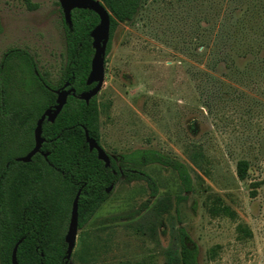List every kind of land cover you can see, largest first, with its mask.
I'll return each instance as SVG.
<instances>
[{
    "label": "rangeland",
    "instance_id": "374dc122",
    "mask_svg": "<svg viewBox=\"0 0 264 264\" xmlns=\"http://www.w3.org/2000/svg\"><path fill=\"white\" fill-rule=\"evenodd\" d=\"M64 40L59 0H0V58L25 48L56 84ZM108 45L99 142L119 166L131 164L123 153L159 150L185 162L192 183L186 190L176 170L148 162L139 167L155 180L152 194L122 172L77 228L69 263L179 264L181 226L199 264H264V0H142ZM33 92L37 105L50 99ZM32 141L5 149L20 153Z\"/></svg>",
    "mask_w": 264,
    "mask_h": 264
},
{
    "label": "trees",
    "instance_id": "16d2710c",
    "mask_svg": "<svg viewBox=\"0 0 264 264\" xmlns=\"http://www.w3.org/2000/svg\"><path fill=\"white\" fill-rule=\"evenodd\" d=\"M102 1L111 11V36L117 22L132 18L142 0ZM98 19V14L90 8L74 6L71 9L70 22L64 20L66 62L56 84L46 80L27 49L13 46L2 53L0 264H10L12 247L20 237L22 240L17 247L16 264H70L69 259L66 260L67 243L63 232L76 188H80L77 222V227H80L108 197V193L102 191L103 186L111 181L116 183L121 172L129 177L146 180L150 185V192L156 194L154 178L139 165L158 162L169 166L176 170L186 190L191 187L192 180L186 163L159 150L150 147L137 148L121 154L122 160L131 164L120 165V170L114 157L106 166L104 161L96 156V148H89L85 128L89 135L97 140L100 133L97 95L85 101L79 97L78 92L90 86L85 83L94 52L90 30ZM106 47L107 53L108 41ZM65 80H69V84L75 88V93L68 94L65 104L53 120L43 119L42 135L45 139L41 147L42 150L48 151L47 154L43 156L41 152H35L29 161L15 160L12 157L14 153L8 152L5 148L11 139L20 140L28 137L32 141L36 118L45 107L54 103L53 89L60 87ZM39 88L50 94L49 101L41 105H37L32 97L33 90ZM32 143L33 141L29 147ZM15 163L20 164L17 175L14 171ZM112 167L115 172L111 170ZM247 167L246 159L237 160V174L240 178L246 176ZM18 179L31 193L28 198L22 199L19 209L16 207L12 188ZM53 227H56V230L52 229ZM178 228L179 264H199L198 244L185 228L181 226ZM41 233L47 236H40Z\"/></svg>",
    "mask_w": 264,
    "mask_h": 264
},
{
    "label": "water",
    "instance_id": "95a60500",
    "mask_svg": "<svg viewBox=\"0 0 264 264\" xmlns=\"http://www.w3.org/2000/svg\"><path fill=\"white\" fill-rule=\"evenodd\" d=\"M60 8L63 12L64 19L70 22L71 9L74 6H80L81 8H90L95 11L99 16V21L91 28L90 36L92 37L91 46L94 48V52L91 58L90 70L85 77V83L90 84L94 82V86L90 89L82 90L78 92L79 97L88 101L93 95L97 94L101 88V82L105 74V56H106V42L110 36V12L103 6L104 4L100 0H59ZM61 87L55 89L56 100L53 106L46 107L43 112L39 113L36 118V124L34 126V145L25 154L18 156L17 159L27 161L31 159V155L40 149L41 143L44 141L42 135V123L43 119L53 120L57 113L61 110L62 106L67 100L69 93H75L73 86L65 88L68 81H64ZM85 137L88 142L89 148H96V156L104 161L107 166L110 162V157L105 152L104 147L93 136L89 135L88 130L85 128ZM48 151H43L42 154L46 155ZM113 184H110L105 189L109 188ZM80 188L76 189V193L73 197L71 204V211L69 221L67 222V231L65 233L66 247V260L71 257L73 248L75 246V240L77 235V222H78V199ZM22 237H20L13 245L11 250L10 264H16V252L17 247Z\"/></svg>",
    "mask_w": 264,
    "mask_h": 264
},
{
    "label": "flooded vegetation",
    "instance_id": "af4514ba",
    "mask_svg": "<svg viewBox=\"0 0 264 264\" xmlns=\"http://www.w3.org/2000/svg\"><path fill=\"white\" fill-rule=\"evenodd\" d=\"M102 3H103V1L102 0H100ZM60 4V3H59ZM104 4V3H103ZM105 5V4H104ZM103 5V6H104ZM105 7V6H104ZM59 8H60V5H59ZM107 10H108V8L107 7H105ZM60 10H61V8H60ZM109 11V10H108ZM61 12H62V10H61ZM110 12V22H111V11H109ZM62 14H63V12H62ZM64 16V15H63ZM65 20V19H64ZM98 21H99V19H98ZM109 39H110V36H109ZM109 41V40H108ZM106 44H107V42H106ZM65 81H68V84L65 86V88H69V87H71V84H69V80H65ZM63 85V84H62ZM61 85V86H62ZM90 86L87 88V89H90L92 86H94V82H91L90 84H89ZM60 86V87H61ZM55 89L56 88H54L53 90H54V92H55ZM87 89H85V90H87ZM95 95H97V94H95ZM55 100H56V93H55ZM54 103H55V101H54ZM54 103H52V104H50L49 106H53L54 105ZM48 107V106H47ZM98 142H99V139L97 140ZM44 142V141H43ZM42 142V143H43ZM42 143H41V145H40V149H38L37 151H35V152H37V153H39V152H43V151H47V150H42ZM100 143V142H99ZM101 144V143H100ZM33 145H34V140H33V143H32V145L30 146V147H28V148H26L25 150H23L22 152H20V153H18V152H16L15 154H12V157L15 159V160H17V161H23V160H19V159H17V157L18 156H21V155H23V154H25L30 148H32L33 147ZM102 145V144H101ZM105 149V148H104ZM1 150V149H0ZM35 152L33 153V154H35ZM106 152V151H105ZM107 154H108V156L110 157V160H111V158L112 157H114V156H111L108 152H106ZM32 154V155H33ZM32 155H31V158H32ZM43 156H45V155H43ZM115 159V158H114ZM27 161H29V160H27ZM117 163V162H116ZM109 164H110V162H109ZM118 165V164H117ZM20 166V165H19ZM19 166H17V167H15L14 168V171H15V174L17 175L18 173H19ZM118 168L120 169V166L118 165ZM111 170L112 171H114L115 172V169H114V167H112L111 168ZM121 170V169H120ZM122 173V172H121ZM19 177V176H18ZM110 184H113L110 188H109V190H106L105 188L107 187V186H109ZM113 186H115V183H114V181H111V182H109V183H107L105 186H103V190L102 191H104V192H107L108 193V195L107 196H109V194L111 193V191H112V188H113ZM13 193H15V199H16V202H15V204H16V207H18V209H19V205L21 204V201H22V199H24V198H28L29 197V195L31 194L29 191H28V188H26V187H24L23 185H22V183H21V181H20V179H18V180H16V183L13 185ZM76 189H78V188H76ZM76 191V190H75ZM76 193V192H75ZM75 195V194H74ZM74 197V196H73ZM72 200H73V198H72ZM23 204V203H22ZM71 204H72V201H71ZM70 211H71V207H70ZM70 211H69V217H70ZM69 217H68V221H69ZM67 221V222H68ZM66 227H67V223H66ZM66 227H65V231L63 232V236H65V233H66V231H67V229H66ZM78 228V227H77ZM40 236H47V234L46 235H44V234H42L41 233V235Z\"/></svg>",
    "mask_w": 264,
    "mask_h": 264
}]
</instances>
